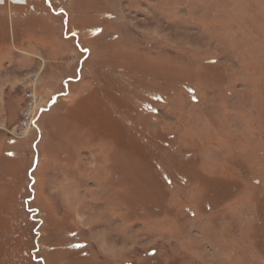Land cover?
<instances>
[{"label": "rangeland", "instance_id": "obj_1", "mask_svg": "<svg viewBox=\"0 0 264 264\" xmlns=\"http://www.w3.org/2000/svg\"><path fill=\"white\" fill-rule=\"evenodd\" d=\"M4 1L0 264H264V0Z\"/></svg>", "mask_w": 264, "mask_h": 264}, {"label": "built area", "instance_id": "obj_2", "mask_svg": "<svg viewBox=\"0 0 264 264\" xmlns=\"http://www.w3.org/2000/svg\"><path fill=\"white\" fill-rule=\"evenodd\" d=\"M32 94L29 93V95L27 96L28 98L31 97ZM29 106L31 105V103L28 104ZM26 120H28V123L31 124L33 127H34V124H35V120L34 119H31V116L30 118H27L26 117Z\"/></svg>", "mask_w": 264, "mask_h": 264}, {"label": "bare ground", "instance_id": "obj_3", "mask_svg": "<svg viewBox=\"0 0 264 264\" xmlns=\"http://www.w3.org/2000/svg\"><path fill=\"white\" fill-rule=\"evenodd\" d=\"M11 1V0H10ZM20 1H22V0H20ZM4 0H0V3L1 4H4ZM12 4H17L16 2H11ZM25 2L24 1H22L21 3H20V5H23ZM18 5V4H17Z\"/></svg>", "mask_w": 264, "mask_h": 264}, {"label": "flooded vegetation", "instance_id": "obj_4", "mask_svg": "<svg viewBox=\"0 0 264 264\" xmlns=\"http://www.w3.org/2000/svg\"><path fill=\"white\" fill-rule=\"evenodd\" d=\"M44 1H47V0H44ZM10 2H12V1H10ZM6 3V2H5ZM25 3H26V1H25ZM11 4V3H10ZM11 5H13V6H22V5H20V4H18V5H14V4H11ZM25 5H27V3L25 4ZM25 5H23V6H25ZM1 6V5H0ZM33 11H35L33 8H31ZM52 11H53V9H52ZM0 15H2V14H0Z\"/></svg>", "mask_w": 264, "mask_h": 264}, {"label": "water", "instance_id": "obj_5", "mask_svg": "<svg viewBox=\"0 0 264 264\" xmlns=\"http://www.w3.org/2000/svg\"><path fill=\"white\" fill-rule=\"evenodd\" d=\"M12 2H16L17 4H20L22 1L20 0H11Z\"/></svg>", "mask_w": 264, "mask_h": 264}, {"label": "crops", "instance_id": "obj_6", "mask_svg": "<svg viewBox=\"0 0 264 264\" xmlns=\"http://www.w3.org/2000/svg\"><path fill=\"white\" fill-rule=\"evenodd\" d=\"M14 5H17V4H14Z\"/></svg>", "mask_w": 264, "mask_h": 264}]
</instances>
